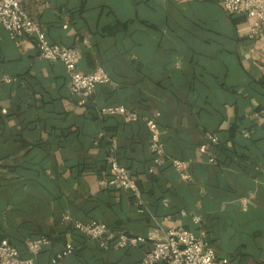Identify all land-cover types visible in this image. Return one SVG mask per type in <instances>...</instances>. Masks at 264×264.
I'll list each match as a JSON object with an SVG mask.
<instances>
[{"label": "crops", "instance_id": "1", "mask_svg": "<svg viewBox=\"0 0 264 264\" xmlns=\"http://www.w3.org/2000/svg\"><path fill=\"white\" fill-rule=\"evenodd\" d=\"M21 8L50 43L78 50L79 73L108 76L97 107L160 115L159 142L168 159L189 162L191 181L170 165L145 176L147 127L121 117L100 123L72 99L61 65L0 28V241L27 257L22 242L46 239L35 264H52L68 247L61 264H142L153 245L101 251L62 224L69 214L144 239L203 233L218 259L264 264V119L256 117L264 112V30L252 36L219 0H21ZM209 135L220 147L213 164ZM110 142L136 176L143 216L128 194L100 186Z\"/></svg>", "mask_w": 264, "mask_h": 264}, {"label": "built area", "instance_id": "2", "mask_svg": "<svg viewBox=\"0 0 264 264\" xmlns=\"http://www.w3.org/2000/svg\"><path fill=\"white\" fill-rule=\"evenodd\" d=\"M156 1L158 3L174 1L178 4H188L193 0ZM219 5L228 17H244L251 24L252 36L257 37L264 30V0H219ZM0 28L17 46H20L25 39L33 40L40 60L51 65H61L69 80L70 95L75 97L81 106L90 101L98 86L109 82L108 76L101 70L88 75L79 73L77 70L80 57L78 50L50 43L46 39L41 25L23 11L21 0H0ZM98 114L100 117H121L126 123H134L138 120L136 113L128 111L123 106L102 108ZM256 117L264 119V112L260 111ZM144 122L150 134V152L156 157L153 161L154 168L149 171L152 173L156 167L164 164L166 158L153 120L145 118ZM208 141L211 144H217L214 137H209ZM113 148L107 158L110 179L100 182V186L118 188L131 193L139 200L136 183L128 172L118 165L113 155ZM207 156L208 162L213 164L215 159L210 154ZM171 166L179 172L182 182L191 181L188 172L189 163L173 160ZM137 205L141 206V202H138ZM61 222L81 236L96 242L99 249L103 251L138 248L148 241H152L153 245L150 251L144 255L142 264H229L227 259L217 258L214 249L208 244L203 233L196 236L183 229H172L167 231L161 239L154 240L151 236L144 239L115 234L103 224L95 222L82 224L73 220L68 214L62 216ZM46 245H48V241L44 238L27 241L25 243L27 257L23 258L7 240H1L0 264H35L37 256ZM72 251V248H66L55 256L52 264H61L66 257L71 255Z\"/></svg>", "mask_w": 264, "mask_h": 264}, {"label": "trees", "instance_id": "3", "mask_svg": "<svg viewBox=\"0 0 264 264\" xmlns=\"http://www.w3.org/2000/svg\"><path fill=\"white\" fill-rule=\"evenodd\" d=\"M153 1H155V2H157L156 0H153ZM158 3V2H157ZM11 81V80H10ZM97 89V88H96ZM95 92H96V90H95ZM95 92H94V94H95ZM72 97V99H75V100H77L75 97H73V96H71ZM78 101V100H77ZM118 106H123L124 108H126L124 105H121V104H108V105H104V106H96L95 104H94V95L92 96V98L90 99V101H88L85 105H83L82 107L83 108H89V109H92V111L95 113V115H96V117H97V120L100 122V123H103V122H105L106 120H109V119H111V118H119V117H117V116H106V117H100L99 116V114H98V112H99V110L100 109H102V108H106V107H118ZM127 109V108H126ZM128 110V109H127ZM128 111H131V112H134V113H136L137 114V116H138V120L136 121V122H134V123H129L130 125L131 124H139V123H142L144 126H146V124H145V122H144V119L145 118H147V119H152L153 120V122H154V124H155V126H156V128H157V130L159 131V129H160V127H159V120H160V115H158L157 117L156 116H148L147 114H143V113H141V112H139V111H136V110H128ZM209 137H212V136H205L204 137V142L203 143H205V148H206V151H205V153H206V155H208V154H210L214 159H215V157L216 156H214L215 154H216V152H217V150L220 148L219 147V144H218V141H217V144L216 145H214V144H211L209 141H208V138ZM161 146H162V150L164 151V155H165V158H166V160H165V162H164V164L162 165V166H160V167H156L155 169H154V172H152V173H150L149 171H150V169H152V168H154V164H153V161H154V159L156 158L155 157V155L154 154H152V153H150V158H149V161H148V164H147V166H146V169H145V176H147L149 179H152V178H154V177H156V176H159L160 174H161V170H163V168H165L166 167V165H170L171 166V161H173V160H170V159H168L167 158V156H166V154H165V150H164V146L161 144ZM114 147V148H113ZM112 148H113V155H114V157H115V159H116V161H117V163H118V165L120 166V167H122V168H124L127 172H128V174H129V176L135 181V183H136V186H137V189H138V193H139V200H137L136 198H135V196H133L131 193H128V192H125V191H123V190H121V191H123V192H125L126 194H128L132 199H133V202H134V204H135V207H136V209L138 210V212L141 214V216H143L144 214H145V208H144V205H143V200H142V194H141V192H140V190H139V188H138V181H137V179H135L136 178V176H135V174H133L130 170H128L124 165H122V163H121V160H120V156H119V150H118V147L116 146V144L115 143H111L110 142V145H109V148H108V153L106 154V156H105V158H104V161H103V163H102V175H101V177H100V179H99V181L100 182H102V181H108L109 179H110V169H109V166H108V163H107V158L109 157V155H110V151L112 150ZM176 161V160H175ZM178 161H180V160H178ZM181 162H184V161H181ZM185 162H187V163H189L188 161H185ZM172 167V166H171ZM188 172H189V174H190V171L188 170ZM106 188H108V189H111V190H113L114 189V187H106ZM163 200H165V199H159V203L161 202L162 203V201ZM167 201V200H166ZM138 202H141V206H138L137 204H138ZM142 212V213H141ZM69 215V214H68ZM73 220H75L71 215H69ZM146 216V215H145ZM76 221V220H75ZM96 223H100V224H103V225H105L109 230H111L112 232H114L115 234H121V233H119V232H117V231H115L112 227H110L109 225H107V224H105V223H102V222H96ZM71 231H75V230H73L72 228H70V227H68ZM76 232V231H75ZM76 233H78V232H76ZM192 233V232H191ZM79 234V233H78ZM81 236V235H80ZM6 240V239H5ZM32 240H34V239H27V240H25L24 242H22V246L24 247V250H25V243L27 242V241H32ZM8 242H9V244L10 245H12L14 248H16L17 250H18V252L20 253V249H19V247H18V245L17 244H15L14 242H12V241H10V240H7ZM209 244V243H208ZM98 246V245H97ZM101 250V249H100ZM127 250H129V249H127ZM127 250H122V251H127ZM26 251V250H25ZM102 251V250H101ZM107 252H109V251H107ZM20 255H21V253H20ZM22 256V255H21ZM23 258H25L24 256H22Z\"/></svg>", "mask_w": 264, "mask_h": 264}]
</instances>
